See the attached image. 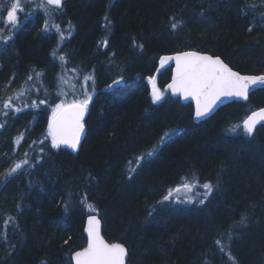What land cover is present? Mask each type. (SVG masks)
<instances>
[{
  "label": "trees",
  "instance_id": "16d2710c",
  "mask_svg": "<svg viewBox=\"0 0 264 264\" xmlns=\"http://www.w3.org/2000/svg\"><path fill=\"white\" fill-rule=\"evenodd\" d=\"M62 15L75 21L72 37L64 30L59 42L50 31L46 39L25 31L0 52V99L26 87L32 75L31 100H46L0 115L6 124L0 128V264H71V253L85 246L82 229L91 214L107 242L127 249L128 264H264V126L251 136L229 131L252 107H264V88L197 124L190 105L171 98L154 106L149 95V77L161 90L170 77V68L158 70V58L182 51L264 75V0H67ZM177 21L183 25L174 31ZM35 72L44 75L37 79ZM58 74L75 83L77 98L83 77H94L76 153L55 150L48 136L51 107L61 98ZM169 104L177 109L173 117L165 111ZM153 146V155L137 164ZM25 153L34 166L5 177ZM129 169L135 171L128 175ZM187 181L210 182L208 200L187 206L171 196L159 203ZM9 217L14 221L5 230Z\"/></svg>",
  "mask_w": 264,
  "mask_h": 264
},
{
  "label": "snow or ice",
  "instance_id": "6c2138e0",
  "mask_svg": "<svg viewBox=\"0 0 264 264\" xmlns=\"http://www.w3.org/2000/svg\"><path fill=\"white\" fill-rule=\"evenodd\" d=\"M31 0H25L22 4V0H10V5L8 0H0V8L6 9V21L11 27L8 29V34L0 35V42H8L13 39L15 30L19 27L21 20L18 13L24 12V7ZM63 0H39L37 7L42 9L49 19H53L54 13L62 12ZM34 13H25V19L29 15ZM0 23H4V19H0ZM183 25V21L173 22L171 24L172 30H178L180 26ZM54 27L60 35L61 40L64 38V33L60 30L58 24L53 23L51 25ZM50 27L49 20L45 21L44 31H48ZM71 28V25H69ZM251 30V29H250ZM4 30L0 29V33ZM70 34V33H69ZM107 44V41H104ZM52 55L55 57L56 53L53 52ZM61 61H66L64 56H60ZM175 60L176 70L173 76L172 82L167 85V88L172 91L173 94L181 93L185 98L192 97L196 101L195 108V118L201 119L206 117L211 111L215 103L222 96H237L247 99L250 86L256 85L257 83L264 84V75H251L242 76L239 72H234L227 64L221 60L220 57H213L210 55H203L195 51L177 52L174 56H165L161 58V63L166 61ZM76 77H79V70L77 68L71 69ZM43 72H35V77L38 79L43 76ZM123 77L115 79L112 84L108 85L111 89L114 85L121 83ZM84 83L81 86L80 95L82 98H74L70 102L67 99L62 100L57 103L54 108H52V117L48 124V136L51 137V147L59 148L60 145H68L72 149H76L80 143L81 133L84 131L83 119L85 113L89 110V104L92 102L93 94L95 92L94 88V77L91 75H85L83 77ZM152 83V101L153 103L159 102L164 98V92L156 87V82L153 77H149ZM29 81H33V76L30 75L25 81L26 87H22L13 96L7 99H0V115L7 117L10 113L8 110H12L11 114L22 112L25 108H37L39 105L45 104L46 100H40L39 104L35 100H31L30 94L35 85H28ZM89 81H93L92 91H89ZM58 88L60 89V94L67 97L68 93L63 91L64 85H68L71 89L73 95L76 94L75 83H70L66 80L63 75L58 74ZM17 101L21 102L22 106H17ZM264 121V108L258 111H253L251 115H248L242 124H237L229 129L230 132H237L242 130L247 136H251L256 128V125ZM6 126L5 123H0V128ZM174 131V130H170ZM23 135V134H21ZM169 135L166 132L164 136L161 137V143L164 142L165 137ZM20 140H16V144L19 145ZM36 143L35 141L33 142ZM43 143V142H40ZM153 146L152 150L141 153L135 158V162L139 164L140 161L145 160L147 157L153 155L155 148ZM43 152V148H40ZM24 159H21L14 163V165L4 173L5 177L11 176L18 170H23L25 165L29 167L34 166V163H30L28 158V153L24 154ZM131 163V162H130ZM135 169H130V174ZM198 181L196 182H184L178 185L174 189H170L168 195L163 197L164 201H168L173 193H180L183 189L185 195L181 197L177 195L175 200L180 203H192L196 200L198 203L203 204L208 196L213 192V185L208 182L202 185L205 190L203 193V198H198L197 195L193 194V189L196 188ZM92 208V205H88ZM68 204L65 203L64 211L67 212ZM14 221L13 217H9L4 221L5 230ZM245 221V217H241L240 223ZM100 221L95 216H89L88 218V228L86 229L88 233V244L87 247L80 251L74 253L75 264H124V258L126 255L125 247L120 243H108L100 235L99 230ZM4 238H7V233L5 231ZM228 239H231L229 234ZM215 243L221 246V251H223L222 241L216 240ZM230 255V253H229ZM234 260L235 258L232 257Z\"/></svg>",
  "mask_w": 264,
  "mask_h": 264
},
{
  "label": "water",
  "instance_id": "95a60500",
  "mask_svg": "<svg viewBox=\"0 0 264 264\" xmlns=\"http://www.w3.org/2000/svg\"><path fill=\"white\" fill-rule=\"evenodd\" d=\"M67 0H63V5L65 4V2H66ZM63 5H62V7H63ZM188 51H192V50H188ZM182 52H186V51H182ZM195 52H198V51H195ZM199 53H201V54H203V55H209V54H206V53H202V52H199ZM176 54V53H175ZM175 54H170V55H162V56H160L159 58H158V60H157V68H158V70H163V69H165V68H170V77H169V81L165 84V86H164V90L168 93V95H169V97H171V98H173V99H178L179 101H180V103L181 104H190L191 105V108H192V122L193 123H195V124H197V123H200V122H203V121H205V120H207V119H209V117H211V116H213L220 108H222V107H224V106H226V105H229V104H231V103H241V104H246L247 102H248V98H249V96L253 93V92H255V91H257V90H260V89H262V88H264V84H260V83H257L256 85H252V86H250V89H249V92H248V96H247V99L245 100L243 97H237V96H222L216 103H215V105L213 106V108H212V111L206 116V117H204V118H201V119H196L195 118V108H196V101H195V99L194 98H192V97H187V98H185L184 96H183V94H181V93H176V94H173L172 93V91L170 90V89H168L167 88V85L168 84H170L171 82H172V79H173V76H174V74H175V70H176V62H175V60H169V61H166V62H164L163 64L161 63V58L162 57H165V56H174ZM210 56H212V55H210ZM213 57H217V56H213ZM222 60V59H221ZM224 62V61H223ZM225 63V62H224ZM226 64V63H225ZM228 65V64H227ZM228 67L230 68V66L228 65ZM233 70V69H232ZM234 72H237V71H235V70H233ZM242 76H251V75H254V74H241ZM152 90H153V87H152V83H150V85H149V94H150V96H151V98H152ZM161 101H159V102H156V104H159ZM261 108H264V107H259V108H256L255 110H253V111H258L259 109H261ZM253 111H251L248 115H251V113L253 112ZM247 115V116H248ZM246 116V117H247ZM245 117V118H246ZM85 118H86V113H85V116H84V119H83V123H84V121H85ZM244 118V119H245ZM243 119V120H244ZM49 124V123H48ZM242 124V123H241ZM264 125V121H261V122H259L257 125H256V128H258V127H260V126H263ZM255 128V129H256ZM255 131V130H254ZM84 136H85V127H84V131L81 133V137H80V143H79V145L77 146V148L76 149H72L70 146H68V145H60V147L59 148H61V149H65V150H67L68 152H70V153H76L77 151H78V149H79V147H80V144H81V142H82V140H83V138H84ZM59 148H54L55 150H57V149H59ZM89 216H95L99 221H100V225H99V230H100V235L103 237V235H102V224H101V220L99 219V217L97 216V215H93V214H91V215H87L86 217H85V220H84V224H83V229H82V231H83V234H84V236H85V238H86V243H85V246L83 247V248H85V247H87V244H88V233H87V231H86V229L88 228V218H89ZM104 238V237H103ZM105 240V239H104ZM106 241V240H105ZM107 242V241H106ZM109 243V242H108ZM112 243H118V242H112ZM82 248V249H83ZM82 249H80V250H82ZM126 249V248H125ZM80 250H77V251H80ZM77 251H74L73 253H71V255H70V261H71V264H75V260H74V253L75 252H77ZM127 260H128V253H127V249H126V255H125V258H124V264H128L127 263Z\"/></svg>",
  "mask_w": 264,
  "mask_h": 264
},
{
  "label": "flooded vegetation",
  "instance_id": "af4514ba",
  "mask_svg": "<svg viewBox=\"0 0 264 264\" xmlns=\"http://www.w3.org/2000/svg\"><path fill=\"white\" fill-rule=\"evenodd\" d=\"M25 2V0H22V4ZM8 3L10 5V0H8ZM39 3V0H31L30 3H27L24 7L23 13H18L21 23L19 27L15 30V34L13 36V39H11L8 42H0V52L8 49L9 45L14 42L16 37L18 35L23 34L25 31H27L28 27L31 23H37L38 20H40V23H44L46 20H48V17L45 15L44 11L37 7V4ZM64 9V5L62 7V12ZM32 12L34 14L29 15L27 19H25V13ZM61 12V14H62ZM57 13H54L56 15ZM0 19H4V23H0V29H3L4 31L0 33V35H6L8 34V29L11 27L6 21V9L0 8ZM52 34L53 32L50 31ZM48 31H44V35L41 36H47ZM57 39L59 42H62L60 35L57 34ZM189 105V104H187ZM191 107V106H190ZM192 109V108H191ZM192 115V112H191Z\"/></svg>",
  "mask_w": 264,
  "mask_h": 264
},
{
  "label": "rangeland",
  "instance_id": "374dc122",
  "mask_svg": "<svg viewBox=\"0 0 264 264\" xmlns=\"http://www.w3.org/2000/svg\"><path fill=\"white\" fill-rule=\"evenodd\" d=\"M48 20H49V17H48ZM67 28H68V27H67ZM71 28H73V29L75 30V26H74L73 24L71 25ZM60 30H62V31L64 32V29H60ZM51 31H52L53 33H55L56 35L59 34V32H58L54 27L51 29ZM73 32H74V31H73ZM73 32L70 34V36L73 34ZM46 37H47V36H46ZM44 38H45V36H44ZM156 87H157V86H156ZM158 89H159V88H158ZM160 90H161V89H160ZM63 91H65V92L68 93L67 97H65L64 95H61V96H60L61 98L58 97V99L54 101V103H53L51 109L54 108L55 105H56L57 103H60L62 100L67 99V101L70 102L72 99L77 98V91H76V95H73L72 92H71V89L68 87V85H64V87H63ZM161 91L164 92V98L161 100L160 103H163L164 101H168L169 99H171V97H169L168 93H167L164 89H162ZM149 95H150V94H149ZM150 98H151V96H150ZM151 102H152V104H153L154 106L160 104V103H159V104L153 103L152 98H151ZM257 108H258V107H257ZM255 109H256L255 107H252L251 110L248 112V114H249L251 111L255 110ZM165 111H166V114H167V115H170L171 117H173V116H175V115L177 114V109H176V107L173 106V105H170V104L167 105V108L165 109ZM248 114H247V115H248ZM247 115H246V116H247ZM246 116H245V117H246ZM51 117H52V114H51ZM51 117H50V118H51ZM245 117H244V118H245ZM188 118H189V115H188ZM244 118H242V120H243ZM241 122H242V121H241ZM167 125H175V123L173 124L172 120H170V121L167 123ZM187 182H191V181H187ZM204 183H207V182H200V183L197 184L196 188L193 189V190H195L193 194L197 195V197H199V198H203V193L205 192V190L202 188V185H203ZM198 194H199V195H198ZM177 195H180L181 197H183V196L185 195L184 190L182 189L180 193H173V195H172V199H170L171 201L173 200V201H172L173 204H174V202H177V201L175 200V197H176ZM208 198H209V196H208ZM208 198H207L205 201H207ZM185 204H186L187 206L200 205V203H198L196 200H194L192 203H185Z\"/></svg>",
  "mask_w": 264,
  "mask_h": 264
},
{
  "label": "bare ground",
  "instance_id": "6f19581e",
  "mask_svg": "<svg viewBox=\"0 0 264 264\" xmlns=\"http://www.w3.org/2000/svg\"><path fill=\"white\" fill-rule=\"evenodd\" d=\"M53 23L58 24L60 26V29L66 30L67 35H69V32H70V31H68L67 27H69V25H71V24L76 26L74 20L70 19L69 17H66V19H65V15L63 16L61 13L56 14V15L53 14V19H49L50 27H49L48 32L51 31V29L53 28L51 26ZM44 24H45V22L40 23V20H38L37 23H31L30 26L28 27L27 31L25 32V34H29V33H31L32 35L37 34L38 36L42 37V39H44V36H41V35H44ZM47 35H48V33H47ZM70 37H72V35ZM45 39H46V36H45ZM47 51H49V47H48ZM116 75L119 76L118 73ZM191 119H192V115H191ZM149 150H151V148ZM123 167H126V165H123ZM127 174L128 175L130 174V169L127 171Z\"/></svg>",
  "mask_w": 264,
  "mask_h": 264
}]
</instances>
